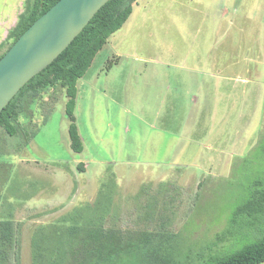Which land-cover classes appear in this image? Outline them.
Segmentation results:
<instances>
[{"label": "rangeland", "instance_id": "obj_1", "mask_svg": "<svg viewBox=\"0 0 264 264\" xmlns=\"http://www.w3.org/2000/svg\"><path fill=\"white\" fill-rule=\"evenodd\" d=\"M23 4L0 0V43ZM84 77L81 152L61 89L33 106L26 148L0 131V220L21 264L34 232L70 213L173 240L181 258L227 228L238 241L223 254L256 239L231 218L264 188V0H139Z\"/></svg>", "mask_w": 264, "mask_h": 264}, {"label": "trees", "instance_id": "obj_2", "mask_svg": "<svg viewBox=\"0 0 264 264\" xmlns=\"http://www.w3.org/2000/svg\"><path fill=\"white\" fill-rule=\"evenodd\" d=\"M59 0H24V9L6 39L0 43V58L21 34ZM138 0H109L73 42L44 70L30 79L0 113V131L14 138L19 151L26 148L35 131L34 105L44 108L46 96L58 89L67 96L66 112L71 121V147L84 149L75 108L77 83L92 66L109 37L119 30L133 12ZM57 99L49 106L53 110ZM48 117H45V122ZM1 164V163H0ZM262 184V181L259 182ZM105 215L84 218L67 214L40 226L32 238L33 264H261L264 262V188L255 189L239 205L231 218L256 239L241 249L227 253L225 248L238 241V230L225 229L206 247L176 255L175 244L157 241L150 233L126 235L106 225ZM17 227L13 219L0 220V264H21L17 248ZM173 238V237H171ZM230 245V246H229Z\"/></svg>", "mask_w": 264, "mask_h": 264}, {"label": "water", "instance_id": "obj_3", "mask_svg": "<svg viewBox=\"0 0 264 264\" xmlns=\"http://www.w3.org/2000/svg\"><path fill=\"white\" fill-rule=\"evenodd\" d=\"M109 0H59L0 58V113L35 75L50 65Z\"/></svg>", "mask_w": 264, "mask_h": 264}, {"label": "crops", "instance_id": "obj_4", "mask_svg": "<svg viewBox=\"0 0 264 264\" xmlns=\"http://www.w3.org/2000/svg\"><path fill=\"white\" fill-rule=\"evenodd\" d=\"M139 2V0L136 2V3H138ZM135 3V4H136ZM134 4V5H135ZM134 7V6H133ZM85 76V75H84ZM82 77V78H80L79 80H78V83H77V88H78V94H77V103H76V108H75V110L78 108V103H79V99H80V97H81V93H82V88H85L86 87V84L84 83V78L85 77ZM83 82V83H82ZM110 204V203H109ZM111 205H112V203H111ZM110 206V205H109ZM110 208V207H109ZM101 209H108V205H105V206H102V208Z\"/></svg>", "mask_w": 264, "mask_h": 264}]
</instances>
